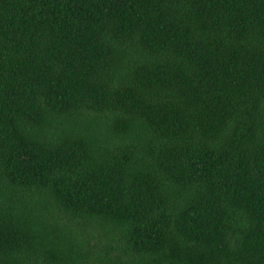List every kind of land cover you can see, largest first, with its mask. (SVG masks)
Returning <instances> with one entry per match:
<instances>
[{"label": "trees", "instance_id": "obj_1", "mask_svg": "<svg viewBox=\"0 0 264 264\" xmlns=\"http://www.w3.org/2000/svg\"><path fill=\"white\" fill-rule=\"evenodd\" d=\"M0 264H264V0H0Z\"/></svg>", "mask_w": 264, "mask_h": 264}]
</instances>
